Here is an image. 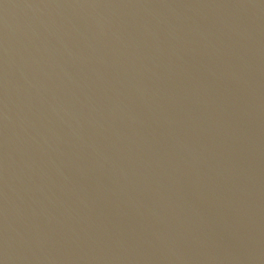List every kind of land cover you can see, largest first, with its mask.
<instances>
[{
	"label": "water",
	"instance_id": "95a60500",
	"mask_svg": "<svg viewBox=\"0 0 264 264\" xmlns=\"http://www.w3.org/2000/svg\"><path fill=\"white\" fill-rule=\"evenodd\" d=\"M0 264H264V0H0Z\"/></svg>",
	"mask_w": 264,
	"mask_h": 264
}]
</instances>
